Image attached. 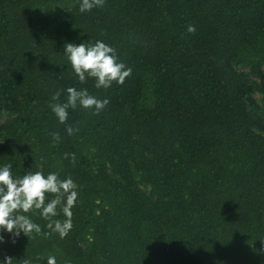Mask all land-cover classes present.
<instances>
[{
  "label": "trees",
  "instance_id": "trees-1",
  "mask_svg": "<svg viewBox=\"0 0 264 264\" xmlns=\"http://www.w3.org/2000/svg\"><path fill=\"white\" fill-rule=\"evenodd\" d=\"M79 3L0 0V165L58 171L78 191L66 237L6 234L0 259L264 264V0ZM96 40L132 68L122 85L73 73L65 44ZM68 87L110 103L60 123L50 104Z\"/></svg>",
  "mask_w": 264,
  "mask_h": 264
},
{
  "label": "clouds",
  "instance_id": "clouds-1",
  "mask_svg": "<svg viewBox=\"0 0 264 264\" xmlns=\"http://www.w3.org/2000/svg\"><path fill=\"white\" fill-rule=\"evenodd\" d=\"M106 0H80L79 11L90 12L94 8H102ZM188 32H195L194 25L188 26ZM64 55L71 64L73 73L81 83L94 79L95 88L108 89L113 83L122 85L125 79L132 74L128 67L118 56L115 47L103 40L94 43L81 42L76 44L68 42L64 46ZM67 100L64 103H51V111L60 123H65L69 117V108L77 106L92 110L94 114L102 112L110 103L109 98H98L91 94L87 88L68 87L64 90ZM60 92L52 96V100L59 99ZM69 135L75 131L68 127ZM60 139L59 133H53L54 142ZM65 158L71 156L75 160V153H65ZM51 195V198L49 197ZM78 191L76 182L69 175L61 178L58 171H27L26 174L14 175L11 163L0 165V245L6 242L8 234L15 243L21 234L28 237L37 235H51L57 233L61 238L68 235L72 229V209L76 205ZM47 221L42 227L33 220L29 213H37ZM63 213L65 219L57 217ZM49 229L45 232L44 228ZM15 258L5 255L0 264H13ZM38 259H43L39 257ZM22 264H33V260L24 257ZM46 264H58L57 257L48 255Z\"/></svg>",
  "mask_w": 264,
  "mask_h": 264
},
{
  "label": "rangeland",
  "instance_id": "rangeland-1",
  "mask_svg": "<svg viewBox=\"0 0 264 264\" xmlns=\"http://www.w3.org/2000/svg\"><path fill=\"white\" fill-rule=\"evenodd\" d=\"M263 70H264V68H263ZM258 97V96H257Z\"/></svg>",
  "mask_w": 264,
  "mask_h": 264
}]
</instances>
